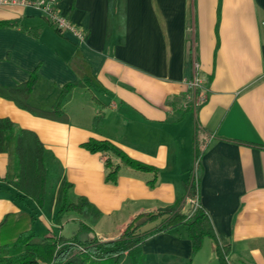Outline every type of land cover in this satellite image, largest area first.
<instances>
[{"label": "crops", "instance_id": "1", "mask_svg": "<svg viewBox=\"0 0 264 264\" xmlns=\"http://www.w3.org/2000/svg\"><path fill=\"white\" fill-rule=\"evenodd\" d=\"M57 5L83 39L56 31L34 6L0 4V22L11 23L0 27V117L37 135L46 169L43 205L16 201L5 179L8 156L0 153V223L24 210L38 237L115 238L137 214L183 197L193 170L226 263L264 264V0ZM76 51L101 90L68 88L78 78L68 63ZM32 74L27 103L51 110L66 88L62 113L40 116L7 98L5 88ZM91 139L111 142L156 172L121 165L115 182L106 181V156L84 147ZM80 197L97 216L65 207ZM214 244L205 237L193 253L179 226L146 238L141 252L145 264H219Z\"/></svg>", "mask_w": 264, "mask_h": 264}, {"label": "trees", "instance_id": "2", "mask_svg": "<svg viewBox=\"0 0 264 264\" xmlns=\"http://www.w3.org/2000/svg\"><path fill=\"white\" fill-rule=\"evenodd\" d=\"M10 25L9 22H0V27ZM68 63L78 76L74 83L67 85L68 88L80 85L101 90L96 77L89 70L88 63L78 51L70 56ZM34 82L35 76L32 74L27 83L5 88V95L8 99L15 101L20 108L33 114L55 117L56 114L62 113L61 99L67 89L62 90L51 110L42 111L27 103ZM94 125L97 126V124ZM84 147L90 152H101L106 156L103 161L106 167V181L115 182L121 165L141 171L156 172L152 166L135 161L109 141L91 139L84 143ZM43 149L42 143L33 131L19 128L10 119L0 117V153H6L8 156L5 179L16 190L13 195L14 200L30 198L37 207L43 205L46 181ZM200 153L196 146L193 157L196 161ZM197 173L190 171L189 178L184 184L183 197L157 211L137 214L126 225L122 234L106 241H99L94 237L80 239L77 235L66 238L54 233L38 237L32 231L33 214L22 210L10 221H7L6 216L0 223L2 230L0 264H120L123 256L130 264H145V255L141 252V244L145 239L179 226L185 228L193 253L201 247L205 237H210L215 242L214 250L218 263L228 264L225 260L227 247L218 244L212 225L209 224V218L197 198L199 193V174ZM154 180L149 181L150 185H153ZM190 198L196 199L197 205L186 213L183 211L185 202ZM65 207L76 210L82 216L98 214L97 210L83 197ZM145 225L150 226L146 228ZM85 228V225L81 226V229L85 230Z\"/></svg>", "mask_w": 264, "mask_h": 264}, {"label": "built area", "instance_id": "3", "mask_svg": "<svg viewBox=\"0 0 264 264\" xmlns=\"http://www.w3.org/2000/svg\"><path fill=\"white\" fill-rule=\"evenodd\" d=\"M0 4H20V5H30L38 8L44 19H46L49 23H51L58 31L61 32H69L78 39L84 38V33L82 30H79L75 27V25L67 18L65 15L61 14L58 8V0H0ZM198 81L192 83L193 89L197 86ZM204 96L194 97L193 102L195 106L204 101ZM197 205V200L190 198L186 202V206L184 208V212H188L193 210Z\"/></svg>", "mask_w": 264, "mask_h": 264}, {"label": "rangeland", "instance_id": "4", "mask_svg": "<svg viewBox=\"0 0 264 264\" xmlns=\"http://www.w3.org/2000/svg\"><path fill=\"white\" fill-rule=\"evenodd\" d=\"M85 233H86V229L84 230V236H85ZM79 235L83 236V234H79ZM79 238H82V237L79 236ZM89 238H93V237H89ZM94 238H96L99 241H106V240L112 239V238H103V237H94ZM120 264H128V261L126 263L125 259H123L122 257L120 260Z\"/></svg>", "mask_w": 264, "mask_h": 264}]
</instances>
